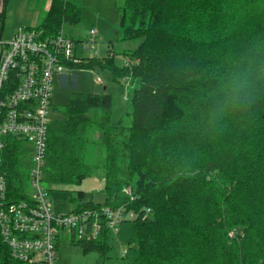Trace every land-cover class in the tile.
Instances as JSON below:
<instances>
[{
  "label": "trees",
  "instance_id": "16d2710c",
  "mask_svg": "<svg viewBox=\"0 0 264 264\" xmlns=\"http://www.w3.org/2000/svg\"><path fill=\"white\" fill-rule=\"evenodd\" d=\"M120 8L122 39H140L122 52L128 62L117 65L109 49L74 68L138 79L130 110L112 120L110 93L72 92L49 123L44 182L77 185L103 170L105 199L78 190L72 210H133L130 264H264V0H123ZM80 9L51 0L34 28L54 36L81 20ZM9 138V192L24 196L16 185L27 176L24 141ZM89 142L104 148L102 163L86 161ZM110 232L71 241L101 264ZM0 264L30 263L6 253Z\"/></svg>",
  "mask_w": 264,
  "mask_h": 264
},
{
  "label": "built area",
  "instance_id": "2783aa9c",
  "mask_svg": "<svg viewBox=\"0 0 264 264\" xmlns=\"http://www.w3.org/2000/svg\"><path fill=\"white\" fill-rule=\"evenodd\" d=\"M0 12V259L8 253L30 264H58L56 248L66 231L71 239L91 240L104 227L117 231L121 222L136 213L125 206H101L61 212L47 196L43 167L51 121L53 80L67 68L81 63L96 50L99 30L75 38L64 29L51 37L30 26H18L4 38ZM128 62V59L125 63ZM96 80L101 82L97 76ZM11 136L31 145L32 191L18 186L24 196H11L5 169V150ZM24 155H28L24 152ZM25 158V157H24ZM28 159V160H29ZM20 184V183H19ZM130 192L131 188H126ZM127 249L123 250V255Z\"/></svg>",
  "mask_w": 264,
  "mask_h": 264
},
{
  "label": "rangeland",
  "instance_id": "374dc122",
  "mask_svg": "<svg viewBox=\"0 0 264 264\" xmlns=\"http://www.w3.org/2000/svg\"><path fill=\"white\" fill-rule=\"evenodd\" d=\"M51 0H6L5 6L0 0V12L4 10L3 33L4 38H9L13 29L18 26H38L42 23ZM81 7V20L77 24L66 23L64 32L67 35L88 37L89 30L96 28L99 35L96 38V52L90 50L89 54L98 56L105 55L109 49H113L114 62L122 66L125 61L123 50L133 49L138 45L140 39H122L120 27L121 8L123 0H73ZM87 34V35H86ZM63 74H55L53 80L52 102L57 106L56 110H51L52 118L62 117L64 105L70 101V95L74 91L78 92H107L112 95L111 119H120L128 110H130L127 100L128 92L139 84L138 79H133L126 83L124 77L115 79L113 72L108 68L94 66L90 68H67ZM97 76L101 82L96 80ZM92 112H96L93 110ZM93 115H96L93 113ZM129 120V119H128ZM91 138L98 140V131L91 133ZM29 143L23 142L22 149L28 155L22 156L19 168L28 173L31 169ZM25 157V158H24ZM105 157L104 148L94 142L87 145L85 159L89 163H102ZM29 159V160H28ZM101 170V169H99ZM97 170V172H99ZM89 179L85 180L83 185H63L48 186L44 181L42 184L47 189V196L53 206L61 212H68L76 207L75 201L71 200L76 196L78 190H85L87 199L93 201H103L105 193L103 190L93 188ZM17 186H24L27 192L32 191L31 181L28 175ZM132 222L125 220L120 223L117 231L110 232V247L107 251V258L101 264H130L131 251L128 249V240L131 234ZM127 249L126 256H123V250ZM98 252L92 251L83 253L79 245L72 243L71 231H66L62 237L60 248L57 250V259L60 264H97Z\"/></svg>",
  "mask_w": 264,
  "mask_h": 264
},
{
  "label": "crops",
  "instance_id": "0c3cea01",
  "mask_svg": "<svg viewBox=\"0 0 264 264\" xmlns=\"http://www.w3.org/2000/svg\"><path fill=\"white\" fill-rule=\"evenodd\" d=\"M51 2V1H50ZM116 3H117V0L115 1ZM4 9V8H3ZM88 34V33H87ZM86 34V35H87ZM73 37H75V38H84V36L83 37H81V36H79V37H77V36H74V35H72ZM124 51V50H123ZM122 51V52H123ZM124 55V54H123ZM87 179H89V182H88V184L90 183V185H92V187L93 188H97L98 190H103V188H104V185H105V179H104V172H103V170H99V172H97L96 174H94V175H92V176H88V177H86L85 179H83L82 180V182H81V184L85 181V180H87ZM83 185V184H82ZM86 186L85 185H83V187L82 188H85ZM83 190V189H82ZM84 192H85V194H86V191L85 190H83ZM86 196H87V194H86ZM87 198V197H86ZM61 242H62V240L59 242V244H58V248H57V250L60 248V245H61ZM57 250H56V256H57ZM57 262H58V264H60V262H59V260L57 259Z\"/></svg>",
  "mask_w": 264,
  "mask_h": 264
}]
</instances>
